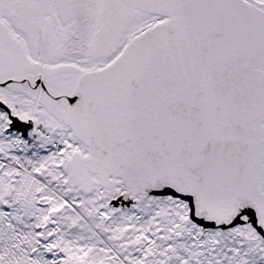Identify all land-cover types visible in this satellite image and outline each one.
Segmentation results:
<instances>
[{
	"label": "snow or ice",
	"instance_id": "1",
	"mask_svg": "<svg viewBox=\"0 0 264 264\" xmlns=\"http://www.w3.org/2000/svg\"><path fill=\"white\" fill-rule=\"evenodd\" d=\"M0 264H264V0H0Z\"/></svg>",
	"mask_w": 264,
	"mask_h": 264
}]
</instances>
